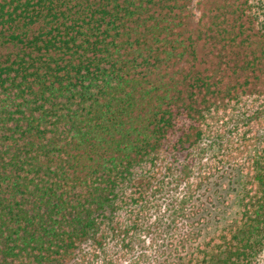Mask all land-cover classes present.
<instances>
[{"label":"trees","instance_id":"obj_1","mask_svg":"<svg viewBox=\"0 0 264 264\" xmlns=\"http://www.w3.org/2000/svg\"><path fill=\"white\" fill-rule=\"evenodd\" d=\"M264 0H0V264H254Z\"/></svg>","mask_w":264,"mask_h":264},{"label":"rangeland","instance_id":"obj_2","mask_svg":"<svg viewBox=\"0 0 264 264\" xmlns=\"http://www.w3.org/2000/svg\"><path fill=\"white\" fill-rule=\"evenodd\" d=\"M254 264H264V253L261 255V257Z\"/></svg>","mask_w":264,"mask_h":264}]
</instances>
